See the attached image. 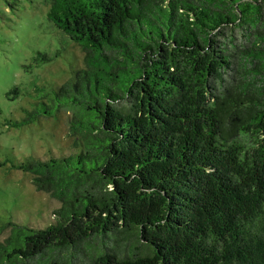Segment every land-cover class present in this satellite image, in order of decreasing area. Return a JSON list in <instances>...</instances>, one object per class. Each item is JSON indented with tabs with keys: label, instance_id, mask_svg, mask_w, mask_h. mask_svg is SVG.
<instances>
[{
	"label": "trees",
	"instance_id": "16d2710c",
	"mask_svg": "<svg viewBox=\"0 0 264 264\" xmlns=\"http://www.w3.org/2000/svg\"><path fill=\"white\" fill-rule=\"evenodd\" d=\"M45 1L83 66L14 125L77 150L11 164L60 207L0 264H264V0Z\"/></svg>",
	"mask_w": 264,
	"mask_h": 264
},
{
	"label": "rangeland",
	"instance_id": "374dc122",
	"mask_svg": "<svg viewBox=\"0 0 264 264\" xmlns=\"http://www.w3.org/2000/svg\"><path fill=\"white\" fill-rule=\"evenodd\" d=\"M48 9L45 0H0V162H7L0 166V225L45 228L60 207L48 193L36 190L31 174L11 169L12 163L77 150L75 139L68 136L70 109L57 118L14 125L28 117L41 96L83 66L82 51L48 20Z\"/></svg>",
	"mask_w": 264,
	"mask_h": 264
}]
</instances>
